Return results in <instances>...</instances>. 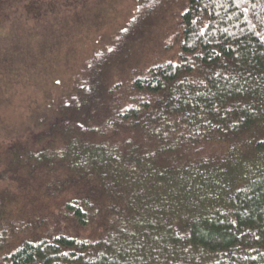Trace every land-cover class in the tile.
Returning a JSON list of instances; mask_svg holds the SVG:
<instances>
[{
    "label": "trees",
    "instance_id": "trees-1",
    "mask_svg": "<svg viewBox=\"0 0 264 264\" xmlns=\"http://www.w3.org/2000/svg\"><path fill=\"white\" fill-rule=\"evenodd\" d=\"M107 42L0 142V264H264V0H140Z\"/></svg>",
    "mask_w": 264,
    "mask_h": 264
},
{
    "label": "rangeland",
    "instance_id": "rangeland-1",
    "mask_svg": "<svg viewBox=\"0 0 264 264\" xmlns=\"http://www.w3.org/2000/svg\"><path fill=\"white\" fill-rule=\"evenodd\" d=\"M139 1L0 0V142L48 115Z\"/></svg>",
    "mask_w": 264,
    "mask_h": 264
},
{
    "label": "snow or ice",
    "instance_id": "snow-or-ice-1",
    "mask_svg": "<svg viewBox=\"0 0 264 264\" xmlns=\"http://www.w3.org/2000/svg\"><path fill=\"white\" fill-rule=\"evenodd\" d=\"M109 51H111V49H109Z\"/></svg>",
    "mask_w": 264,
    "mask_h": 264
}]
</instances>
